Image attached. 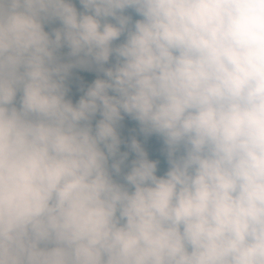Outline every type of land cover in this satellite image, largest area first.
<instances>
[{"label": "clouds", "instance_id": "9594fccd", "mask_svg": "<svg viewBox=\"0 0 264 264\" xmlns=\"http://www.w3.org/2000/svg\"><path fill=\"white\" fill-rule=\"evenodd\" d=\"M0 264H264V0H0Z\"/></svg>", "mask_w": 264, "mask_h": 264}, {"label": "trees", "instance_id": "16d2710c", "mask_svg": "<svg viewBox=\"0 0 264 264\" xmlns=\"http://www.w3.org/2000/svg\"><path fill=\"white\" fill-rule=\"evenodd\" d=\"M78 9L80 8L79 4L76 5ZM96 74L94 72H88L84 70L75 69L73 70V74L69 80V98L75 102L80 95H82V88H86L89 83L93 79H95ZM134 121L125 118V120L122 122L121 127L119 129L120 134L123 139L127 140L131 136H137L142 141L144 138L140 136L138 127H134ZM147 150L150 153V158L155 159L159 161L158 164V175L163 174L164 171H166L167 163L166 158L163 155V144L160 138L158 137H149L146 141H144ZM121 150L125 151L127 150L124 145L121 146ZM131 158V157H130Z\"/></svg>", "mask_w": 264, "mask_h": 264}, {"label": "rangeland", "instance_id": "374dc122", "mask_svg": "<svg viewBox=\"0 0 264 264\" xmlns=\"http://www.w3.org/2000/svg\"><path fill=\"white\" fill-rule=\"evenodd\" d=\"M78 8V7H77Z\"/></svg>", "mask_w": 264, "mask_h": 264}]
</instances>
